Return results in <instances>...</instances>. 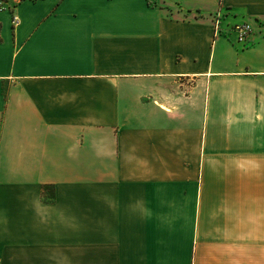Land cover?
I'll return each mask as SVG.
<instances>
[{
    "label": "crops",
    "instance_id": "1",
    "mask_svg": "<svg viewBox=\"0 0 264 264\" xmlns=\"http://www.w3.org/2000/svg\"><path fill=\"white\" fill-rule=\"evenodd\" d=\"M0 1V264H264V0Z\"/></svg>",
    "mask_w": 264,
    "mask_h": 264
},
{
    "label": "built area",
    "instance_id": "2",
    "mask_svg": "<svg viewBox=\"0 0 264 264\" xmlns=\"http://www.w3.org/2000/svg\"><path fill=\"white\" fill-rule=\"evenodd\" d=\"M2 7V3L0 1V8ZM12 23L14 25L18 24V18L13 15L12 16ZM218 28V14H215L214 20V30L217 31ZM251 27L248 22H238L233 24L232 31L235 34L236 42L244 43L247 40V36L250 33Z\"/></svg>",
    "mask_w": 264,
    "mask_h": 264
}]
</instances>
